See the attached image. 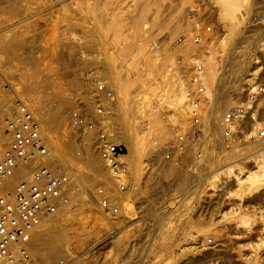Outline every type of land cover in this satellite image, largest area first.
<instances>
[{"label":"rangeland","instance_id":"rangeland-1","mask_svg":"<svg viewBox=\"0 0 264 264\" xmlns=\"http://www.w3.org/2000/svg\"><path fill=\"white\" fill-rule=\"evenodd\" d=\"M76 1L78 2L80 0H15V5L18 4L19 8L17 11L14 9L16 7H11V9H8V7H4L2 4L0 6L2 9H4V12H2L3 10L1 11L0 8V34L10 33L11 29L17 30V28V31H19V29L22 31L20 40L25 37V39L22 41L24 42L26 40L24 42L26 46L22 44L20 48L22 49L20 57L24 61H31V63L37 59L34 61L33 65L36 63L34 66H38L39 71L41 72H39L40 77L39 75L37 77L39 83L43 82V80L40 81L41 79H46V72L49 71L48 74H51L52 71L53 73L56 71V73H54L56 75L52 74V76L59 78L57 80L62 81L69 92L72 91L69 94L70 97L75 95L71 98V101L69 100L68 102L66 107L67 111L64 115L65 118L61 121L63 123L60 122L59 125L53 126L50 130V133L52 134L54 132L53 134L55 136H59V134L63 131H67L66 137H68L70 140L72 139L74 146H77L78 139L68 129L70 122V112L75 106L73 105L74 103L76 104L77 102L85 101L87 93L91 91L95 85L93 83V77L90 76L91 73L96 75L97 78H95V80H107V78L101 74L102 65L105 61L104 56H107L106 61L108 60L112 62L114 70L124 75V77L127 78L126 80H128L127 100L125 103L130 110H127L128 115L134 111V97L137 96V93L139 95L141 92L140 90L143 87V84H141V78H143L141 76L143 75V71L141 69L142 62L146 61L148 58L152 59L154 57L153 55L162 54L168 50L167 53L170 52L171 56L174 58L175 65H177L176 63H179V61L182 59L185 61L186 72L184 75L189 79V70L194 65L195 60L199 57V52L194 51L197 47L194 43H191L192 45L189 44L186 47H180L179 45L185 44V42L182 43L184 37H191L194 31L204 29L206 26H210L211 29L205 34L208 39L205 41L207 44L205 42L204 44L207 46L211 45L210 48L217 56L216 57L211 50L212 54L215 56L214 58L216 59V62L218 63H216V66H218V73H222L220 74V77L223 75V77H226L227 75L228 77L222 78L229 81L231 78V81L228 82L229 87L226 88V90L228 92L230 91V94L234 96L233 102L227 106H221L222 112L227 110L229 107H232L233 104L239 102L241 97H243V94H241L243 92L242 89L244 86H246L247 80L249 78L251 79L250 82H253L254 80L264 81L260 78V71L262 67H264V46L260 45L262 39L259 40V38L262 37L264 40V28L261 24V14L257 12L259 0H254L252 7L249 9L240 11V32H238V35L234 37V40H228V46L225 48L222 47L221 40L223 37H225V39L228 37L225 35L227 32V24L223 21L221 15L219 14L216 0H184V2H181L180 0H174L176 3L173 2L172 4L175 3V5L179 7L168 11H165L163 7L158 5L156 2L152 1L151 4L150 1L149 4L151 5L148 4V9L145 10L146 14L143 13L144 19L146 17L145 20H148V17H150L149 21H153V18H156V21L165 20V25L164 23H160V25L158 22H153L152 24L142 23L143 25H141L144 26L142 29L143 34L141 33L142 36L138 37L137 39V43H139L137 44V47H139L141 50L140 52L136 51L137 53L134 52L135 49L138 50L136 45L132 46V50L134 48V51L130 50L129 52L122 53V43L120 46H118V43L121 41L114 42L109 40L110 42H108L107 38H111V36L114 34V32L111 31L112 29L110 30L108 28L110 20L114 17V14L110 10L109 6V3L113 2V0H109V3L108 0H94V3L93 0H82L85 2L81 3L80 1L78 5ZM95 1L96 3L99 2L98 4H100L102 10L100 6L98 8V4H95ZM127 1L128 3H132V1L136 2L137 6L141 5L139 4L140 1H143L144 4L148 3L147 0H120V2L124 4H126ZM164 1L165 2L161 1L162 5L168 3V0ZM68 3H70L71 6L69 5L67 8ZM80 4H82V8H80ZM93 4L96 5L95 9ZM156 4L157 6L155 7ZM89 5L93 7L90 8ZM149 6L150 8H153V11L152 8L149 10ZM61 7H64L63 9L65 10H63ZM78 7L83 11L86 9L83 15L88 8L86 14L87 17L86 15H84V17L80 16V14L82 15V11L80 9L78 10ZM92 10L94 12L93 14ZM108 10H110L109 13ZM11 12L13 13L11 14ZM65 13L67 14L68 18L65 17ZM100 13H102V15H100ZM138 13L140 14L138 7L130 8V11L123 13L122 18H125L126 15L127 17L123 19V21L125 20L124 23L126 25L124 24L121 29H119V33L125 32L124 34L122 33V37L124 36L126 39L129 38L126 36L127 34L129 35V33H131V23H134L135 20L138 19ZM254 14L258 16L257 21H254L252 17ZM128 16L129 21L127 20ZM156 16L164 17L160 18ZM98 17L101 18V22ZM135 17H137V19ZM60 18H65L66 20L63 19L62 23ZM76 19H78V21ZM90 21L92 23H90ZM93 22H95L94 25ZM69 24L74 25L70 26ZM78 24H80V26ZM23 25H27V27H23ZM95 25H100L102 27L101 29L105 30V34L107 35H104L102 38H98V36L95 35L97 38L95 36L93 38V34L95 33L92 34L93 31L90 29H92V27ZM171 25H174L172 29ZM65 27L67 31L65 30ZM85 29L88 31L85 32ZM69 30L70 32H68ZM82 31H84V33ZM89 34H92V36ZM87 38L94 39V41L93 39L92 41L95 42V47L94 43L91 45V40L87 41L89 40ZM95 38L96 40L98 39V41H95ZM32 39H34V42ZM30 40L33 43H30ZM81 40L82 42H80ZM65 41L67 42L64 43ZM99 41L100 43H98ZM26 42H29L30 44ZM89 44L90 46H88ZM101 46L103 49H101ZM192 47L194 49H192ZM115 49H117L116 52ZM109 50L111 52H109ZM172 52H174V54ZM63 53L66 56L63 55ZM112 53L115 55V57L113 60H110L108 54ZM132 54L134 57H131ZM135 54L138 55L136 56ZM143 54L144 56H142ZM29 55H32L31 58ZM61 56H63L62 60H66V58H68V74L67 71L66 73H64L65 71H61ZM18 61L20 60H14L13 62L18 63ZM1 63L2 62H0V70L4 71L5 68L2 65L3 63ZM52 63H57L56 67H54ZM237 64L239 66H237ZM175 65L169 64L168 69H171L173 66L175 67ZM48 67L54 68L56 70L53 69L50 71ZM256 68L259 69L258 73L256 74L257 76L252 75V72ZM64 75L66 76V80H64ZM15 78L17 79L16 76H12L11 80L13 79L12 81L16 83L17 86H19ZM70 83H72L75 87L73 85L70 86ZM237 83H239L238 89H235V86H231L232 84L236 85ZM226 85L227 84H224L222 91L223 89L225 90ZM239 89L240 93L237 95L235 91ZM222 91L220 90V96H222ZM11 95H14V93H10V96ZM132 98L133 101L129 102L128 100H131ZM202 108H205V104L202 106ZM219 112L220 109L218 110V113ZM160 113V118L163 122H174L175 114H173V111L169 109L167 104H162ZM36 116L38 117L37 114ZM137 120L141 121V119ZM191 123L192 122L185 123V125L181 123L178 125V131H175V133L172 132L173 135L171 134L169 139L158 140L154 138L161 133V130L158 127L146 129L147 127L144 125L139 126L138 128H141V132L144 133L141 139L142 142L138 144L139 146L135 148L133 153L134 166L130 167L129 164L127 165L125 163L127 167V174L123 180L126 182V188L120 190L116 181L115 191L117 192V195H112L113 197L111 199V204L116 207L118 206L117 212L107 211V214H103L99 210L98 203L100 196L98 197L97 194V187L100 186L99 183L96 182L93 184V190L83 186L81 183L82 189L79 192L77 191L72 193L73 201L74 203H79L78 201H80V199L78 198V200H76L77 197H79V194H86V197L90 200L92 207L95 208L100 215V224L102 223V225H97L95 229L100 233L98 232V236L95 235L96 238L92 236L90 238L87 237L88 239H84L83 243H80L82 245L84 244L83 247L80 246L81 249L75 246L77 242L75 243V239L72 237H68L63 240L60 239V242L66 241L63 243L68 244L66 245V248H70L69 250L71 253L69 254L68 252L65 254L66 251L62 246L63 248H61L62 251H60V256L59 254L58 256L56 255L57 257L50 254V257L53 256L54 259H52L53 257L51 259H46V256L43 257L44 254L41 252L42 247L45 246L43 239L35 241V243L29 242L28 244L30 245L33 243L31 246H29V251L30 253L32 252V256L35 254L33 259L37 261L36 263L43 264L44 262L55 261L61 258H69L79 255L80 258L84 257L82 258L84 260H86V258L89 259V257L93 258L95 256V258L98 260L97 262L100 261V263H102L103 261L107 260L106 262L108 264H245V258L250 256V254L252 255L254 252L253 254L256 258L255 264H264V221L261 219L264 218V187L261 188L264 185H261V189H258L257 192H246L244 199L240 200L238 197V190L230 183V177H226L225 175L221 177L223 185H218V183H210V179L208 181H203L204 179L199 181H203L202 184L198 182V180L204 176L207 177L210 175L212 169L214 170V168L226 163H241L240 161H243L244 163L240 165L243 167V173L246 172L250 163V161H248L250 156H245L247 153L254 150V148L251 146V149H245L239 151L238 155H232L231 152H233V147L231 146L230 142L226 140V138H222L221 141L219 140V136L217 134H211V132H208L207 134L199 129L198 134L194 135L192 138L186 139L189 143L187 147L185 144V150L183 149L180 153H173L171 160L166 159L164 155L167 149L170 147V144L177 140L179 134L187 133L188 127ZM139 129H136V131H139ZM238 130V127H236V136L232 138V141L234 142H237L236 140H240L239 144L236 146V150L239 149V147H244L245 145L251 144V142H249L251 140L245 139ZM245 141H248V143ZM152 142L156 143L154 148H152ZM119 144L123 146L124 151L126 152L127 150L124 143L119 142ZM94 150L96 149L94 148ZM35 166L36 165H33L30 170ZM59 166L62 170L65 168L74 169L75 167L74 165V167L70 168L65 164H60ZM16 179V181L12 180V182L16 183L21 178L18 179L17 177ZM155 181L156 184L154 186H156V188L153 186V190L155 191L150 194L146 189L147 185H150V183L152 184V182ZM15 183H13L12 186H14ZM252 194H256L255 197ZM174 197L178 200L175 207L165 212L158 210L159 206L163 202L172 200ZM75 206L77 205H73L72 207ZM242 217L249 219V223H243L241 221ZM114 232L117 233L115 234ZM117 235H120V237L122 236V238L117 237ZM112 236L116 237L114 238ZM37 242H41V244H38ZM255 243L258 245V247ZM149 244L151 245L149 246ZM33 245L36 247H32ZM189 245H191L192 248L189 250H184L183 247H187ZM88 246L92 247L89 248ZM39 247L40 251H38L39 249H36Z\"/></svg>","mask_w":264,"mask_h":264},{"label":"bare ground","instance_id":"bare-ground-1","mask_svg":"<svg viewBox=\"0 0 264 264\" xmlns=\"http://www.w3.org/2000/svg\"><path fill=\"white\" fill-rule=\"evenodd\" d=\"M80 1H81V3L85 2L82 0H80ZM80 1H78V2L76 1L77 5H78V3H80ZM96 1H102V0H96ZM96 1H95V4H98L99 2L96 3ZM147 1H148V3L146 2L147 4H144L143 1H140L139 4H141V5L137 6V3L133 2V1H132V3H128V1H127V3L125 2L126 4H124V3L120 2V0L119 1L113 0V2H110V3L108 0L110 10L114 14V17L110 20V24H109L108 28L110 30L112 29L111 31H113L114 34H113V36H111V38H107V39H108V42H110L109 40L114 41V42L115 41H121L120 43H118L119 44L118 46H120L122 43V46H121V52L122 53L129 52L130 50H132V46H134V45H136V47H137V44H139V43H137V39H138V37H141L143 34L142 29L144 26H142V25L144 23L145 24L146 23L152 24L153 22H158V24H160V23L165 22V20L156 21V18H153V21L150 20L151 21L150 22L149 21L150 17H148V20H145L146 17L144 19L143 13H145V10L148 9V4L150 3V1H151V4L153 1V2H156L158 5H161V7H163V9L165 11L166 10L167 11L172 10V9L174 10L175 8L179 7V6L175 5L176 2L174 0H168V3L166 2L167 4H164V5H162V3H161V1L165 2L164 0H147ZM180 1L184 2V0L183 1L180 0ZM216 1H217L218 9H219V14L221 15V18L223 19V21L226 22V24H227V26H226L227 32L225 35H227L228 37H227V39H225V37H223V39L221 40V42H222L221 45L223 48H225L228 46V40H234V37H236V35H238V32H240L239 31L240 30L239 24L241 22L240 11L241 10L245 11V9L247 10L250 7H252L254 0H216ZM58 2H60V1H58ZM173 2H175V3L172 4ZM17 3H19V2H17ZM93 3H94V0H93ZM105 3H107V2H105ZM180 3H177V4H180ZM1 4L4 7H8V9L9 8L11 9V7H13V8L16 7V8H14V9H16L15 11H17V9H19L18 4L15 5V0H0V6H1ZM151 4H149V5H151ZM157 4L155 5V7L157 6ZM69 5H70V3H68L67 8L69 7ZM81 5L82 4H80V6ZM83 5H86V4H83ZM102 5H103V3H102ZM62 6H64V5H62ZM95 6L96 5H94V9H95ZM99 6H100V4H98V8H99ZM50 7H52V6H50ZM54 7H56V6H54ZM92 7L90 6V8H92ZM137 7L139 9L140 14L138 13L139 14L138 19H137V17H135L137 20H135L134 23L129 22L132 24L130 26L131 33H129V35L127 34V36L126 35L125 36L129 37L130 39L129 38L126 39L124 36L123 37L121 36L123 32L119 33V29H121V27L125 24L124 23L125 20L123 21V19H125L127 17V15H126L125 18H122L123 13L126 11H130V8H137ZM61 8L63 9L64 7H61ZM70 8H72V7H70ZM80 8H82V6ZM80 8L78 7V10ZM100 8L102 10L101 6H100ZM104 8H106V7H104ZM151 8L149 6V10ZM257 8H258L257 12H259L261 14L260 15L262 17L261 24L264 28V4L257 6ZM63 10H65V9H63ZM110 10H108V13L110 12ZM1 11L4 12V9L1 8ZM10 11H12V10H10ZM73 11H74V9H73ZM81 11H82V15L80 14V16L84 17V15L87 14L88 8H87V11L85 12L84 15H83L84 11L83 10H81ZM135 11H136V9H135ZM152 11H153V8H152ZM154 11H155V9H154ZM6 13H5V15H6ZM12 13L13 12H11V14ZM66 13L64 14V15H66L65 17H67ZM93 13L94 12L92 10V14ZM100 15H102V13H100ZM133 15H131V16H133ZM86 17H87V15H86ZM100 17H98V18L100 19V22H101ZM111 17H112V14H111ZM156 17H160V16H156ZM162 17H164V16H162ZM162 17H160V18H162ZM60 19L62 22V20L65 18H63V19L60 18ZM128 19H129V16H128L127 20ZM76 20L78 21V19H76ZM71 21H73V20H71ZM128 21H127V23H128ZM133 21H134V19H133ZM186 21H187V19H186ZM90 23H92V22L90 21ZM94 23L95 22H93V25H94ZM176 23H177V21H176ZM22 24H24V23H22ZM105 24H103V25H105ZM67 25H68V23H67ZM73 25H70V26H73ZM78 25L80 26V24H78ZM164 25H165V23H164ZM164 25H162V26H164ZM176 25H178V24H176ZM24 26L27 27V25H23V27ZM173 26L171 25V29ZM157 27H158V25H157ZM70 28H67V29H70ZM90 28H91V26H90ZM101 28L102 27L100 25H95L92 27V29H90L93 31L92 34L95 33V34H93V38L95 35L98 36V38H102V37H104V35H107V34H105V30H102ZM125 28H123V29L126 30ZM17 30H18V28H17ZM17 30L11 29L10 33L0 34V62L3 63V64L2 63L1 64L5 68L4 71L0 70V75H1L0 79H1L2 85L4 87L3 88V95L4 96H10V93H14V96L18 100H22L33 113L35 112L38 115V119L40 120L42 127L48 136L50 149L52 148L46 156L47 162L52 167H57L60 164H62V165L65 164L71 168V167H74V165H75L74 169L73 168H71V169H73L72 171H74V173L78 176L79 183L80 184L82 183L83 186H86L87 188H89L91 190H93V184L94 183H96V182L99 183L100 187L103 190L102 195L109 202V208L107 209V211L111 212L110 210L113 208V206L111 204V202H112L111 199L113 197L112 195L113 194L117 195L116 194L117 192L115 191L116 179L111 175L109 170L104 165V162L101 159L98 151L94 150V148H93L94 134L92 132H89L87 135H83V139L78 140L77 146L76 145L74 146L72 139L70 140V139H68V137H66L67 131H63L60 134L58 133L59 136H57V135L55 136L53 134L54 132L52 134L50 133L51 128L53 126L59 125L60 122L65 118L64 115H65V112L67 111L66 107L68 105V102H69V100L71 101V98L75 95L70 97L69 94L72 91L69 92V90L66 89L67 87H65V84H63L62 81L57 80L59 78L52 76V74L56 73V71H54V73L52 71L54 68L48 67L49 70L52 71V73L48 74L49 71L46 72V75H47L45 77L46 79L45 80L41 79L40 81L43 80V82L39 83L37 77H38L40 71H39L38 66L37 67L34 66L36 63L33 65L34 61L37 59H35L33 61V63H31V61L30 62H27V60L24 61L20 57V54L22 52V49H20V48H21L22 44H24L26 46V44L24 43L26 40L24 42L22 41L23 39H25V37H23V39L21 37L22 40H20V36H21L22 31H20V29H19V31H17ZM65 30H66V27H65ZM70 30H72V29H70ZM70 30L68 32H70ZM128 30H129V28H128ZM201 30L203 31L204 29H201ZM23 31H24V29H23ZM86 31H88V30L85 29V32ZM4 32H6V31H4ZM82 32L84 33V31H82ZM73 33H74V31H73ZM92 34H89V35L92 36ZM71 35H73V34H71ZM168 36H169V34H168ZM33 38H35V37H33ZM93 38H87L89 40H87V39L86 40L92 41ZM96 38H95V41H98V39L96 40ZM73 39H74V37H73ZM207 39L206 40L203 39V41L205 42V41H207ZM260 39H262V41L260 42V45L264 46L263 38L261 37V38H259V40ZM33 40L34 39H32V41ZM32 41L30 40V43ZM93 41H94V39H93ZM93 41H92L91 45H93V43H94V47H95V42H93ZM58 42H56V43H58ZM66 42L67 41H65L64 43H66ZM80 42H82V40ZM184 42H185V44H181L179 46L180 47H186L189 44L192 45L191 43H194L197 46V47L195 46L196 48L194 50L196 52H199L198 53L199 57L196 59V62L200 63L202 66L201 82H202L204 89H205V91L203 93V97H202V106H204V104H205V108L203 109L201 106V108H202L200 111L201 122L198 125V128L207 134H208V132H211V134H217L219 136V140H221L222 138H224L222 135V129L223 128L221 125L222 113L224 111L222 112L221 106L229 105L230 103L233 102V98H234V96H232V94H230V91L228 92L226 90V88L229 87L228 82L231 81V78L229 81V80L223 79V78L228 77L227 75H226V77H223L224 75L220 77V74H222V73H220V72L218 73V68H217L218 66H216L217 62H216V59L214 58L216 56V54L210 48V46H211L210 44H209L210 46H207L203 42L201 45H198L192 40V36L185 38L182 43H184ZM26 43L30 44L29 42H26ZM64 43H63V45H64ZM83 43H85V42H83ZM98 43H100V41ZM28 44H27V46H28ZM88 46H90V44ZM67 47H66V49H67ZM98 47H100V46H98ZM42 48H44V47H42ZM137 48H138V50L135 49V51H134V48H133L132 51L140 52L141 49L139 47H137ZM101 49H103V47ZM186 49H188V48H186ZM192 49H194V48L192 47ZM211 50L213 51L215 56L212 54ZM68 51H69V49H68ZM116 51H117V49H115V52ZM167 51L168 50H166V52L165 53L163 52L162 54H156L155 53L156 55H153L154 57L152 56L153 57L152 59L148 58V59H146V61L142 62V66H141L142 68L140 67L143 71V75H141L143 77V78H141V80H142L141 84H143L142 86L144 88L141 86L142 87V89L140 90L141 92L139 93V95L137 93V96L134 97V104H133L134 105V111L131 110L132 112L130 115H128V113H127V110H129V109H128V106H126V104H125L126 100H127V85H128V80H126L127 78L124 77V75L118 73V71L114 70V68H113L114 66H113L112 62H110L108 60L106 61L107 56H104L105 57L104 62L102 61L104 59L101 60L103 62V65L101 64L102 65V73L101 74H103L104 77L107 78V80L105 81L106 85L108 87H110L114 93V101L112 103L111 113L109 115V122H110L109 131L111 133V140L114 142H117V143H119V142L124 143L127 151L122 154L121 159L127 165L129 164L130 167L134 166L133 153L135 151V148H137L139 146L138 144L140 142H142L141 139H142V136L144 133V132L143 133L141 132V130H140L141 128L140 129L138 128L139 126L144 125L147 127V128L145 127L146 129L158 127L161 130V133L154 138L157 140L158 139H169L172 132L175 133V131H178V129H179L178 125H180L181 123H183V125H185V123H189L192 121L193 92H192V86L189 83V79L184 75V73L186 72V67H185L186 63L182 59L181 61H179V63L177 61H175V62H177L176 63L177 65H175L174 64V58L171 56L170 52L167 53ZM73 52H70V53H73ZM109 52H111V51L109 50ZM134 52H131V53H134ZM100 53H101V51H100ZM172 53L174 54V52H172ZM63 55H65V54L63 53ZM31 56H30V58H31ZM132 56L134 57L133 54L131 55V57ZM142 56H144V54ZM3 57H4V59H3ZM67 57H69V56H67ZM108 57L110 58V60H113L115 55L113 53L108 54ZM62 58H63V56H61V63H60L61 64V66H60L61 71H63V72L65 71L64 73H66V71L69 69L68 68L69 62L67 61L68 58H66V60L65 59L62 60ZM14 60H20V61H18V63L17 62L14 63L13 62ZM32 60H33V57H32ZM62 61H63V64H62ZM140 63H141V61H140ZM40 64H41V62H40ZM169 64L175 65V67L173 66L171 69H168ZM52 65H54V67H56L57 63L56 64L52 63ZM52 65H50V66H52ZM84 66H85V64H84ZM233 66H234V64H233ZM237 66H239V65L237 64ZM136 67H137V65H136ZM43 68H44V66H43ZM48 68H46V69H48ZM140 68H138V69H140ZM54 70H56V69H54ZM258 70L259 69L256 68L252 72L253 73L252 75H256L258 73ZM68 71H67V74H68ZM260 73H261L260 78L262 80H264V67H262ZM54 75H56V74H54ZM12 76L17 77V79L16 78L15 79L17 80V83L19 84V86H17V84L12 81L13 79L11 80ZM90 76L93 77L92 78L94 81L93 83L95 84V81H97V80H95V78H97L96 75L94 73H91ZM39 77H40V75H39ZM64 80H66V76H65ZM250 80L251 79L249 78L247 80V82H250ZM224 84H227V85L225 86V90L223 89V91H222V88H224ZM72 85L73 84L70 83V86H72ZM231 86H235V89H238L239 83H237L236 85L232 84ZM138 89H140V88H138ZM220 90L222 91V96L219 95ZM75 91H77V90H75ZM239 91H240V89L235 91L237 95H238V93H240ZM138 92H139V90H138ZM20 94H21V96H20ZM128 101L129 102L133 101V98L131 100H128ZM48 103H50V104H48ZM82 103L84 104V106L90 107L91 102L89 101L88 97H86L85 101H83ZM163 103L167 104L169 109L173 111V114H175V119H174L173 123H169L166 121L163 122L162 119L160 118V116H161L160 110H161ZM69 104H71V103H69ZM128 104H130V103H128ZM73 105H75V103ZM233 105H235V104H233ZM219 109H220V112L218 113ZM137 119H141V121H138ZM61 123H63V122H61ZM175 125H177V126H175ZM248 125L254 131L258 126V122H250V123H248ZM144 126H142V127H144ZM136 129H139V131H136ZM60 130H62V129H60ZM56 133H57V131H56ZM68 133H70V132H68ZM149 135H150V133H149ZM232 140L233 139H229V141H228V142H230L231 146L233 147V152H231L232 155H238L239 151H242L245 149H251L250 148L251 146L254 148V150L247 153V155L245 156V157L250 156L249 157L250 159L248 160V161H250V163L248 165V169L246 170V172L243 173V169H242L243 167L240 165V164L244 163L243 161H240L241 163H226L224 165H220V166L214 168V170L212 169L210 175H208L207 177L204 176L203 178L199 179L198 182L203 180V179H204L203 181H205V180L208 181L210 179V181H209L210 183H218V185L219 184L223 185L222 184L223 181L221 180L222 179L221 177L223 175H225L226 177H230V181H231L230 183L238 190L239 199L243 200L246 192H249V191L257 192L258 189H261L264 187V186L261 187V185H264V138L263 139H256V138L252 139L251 141H249V142H251L250 145H245L244 147H239V149H237V150H236V146L239 144L240 140H236L237 142H234ZM245 142L248 143V141H245ZM188 143L189 142L186 140L185 141L186 147L188 146ZM155 146H156V143L152 142V148H154ZM186 147L184 146V150ZM218 158H220V157H218ZM198 159H197V161H198ZM37 164H38L37 162H31V163L20 164L18 167H16L14 174L3 185L0 186V193H2L3 191H5L7 189H12V187H13L12 185H13V183H15V182H12V180L16 181L17 177H18V179L24 178L30 172V168L33 165H37ZM202 182H199V183L202 184ZM155 184H156V181L152 182V184L150 183V185H147L146 189L150 194H152L153 191H155V190H153V186ZM82 185H81V189H82ZM154 187L156 188V186H154ZM80 194H79V197H77V199H76V200H78V198L80 199V201H78L79 203H74L73 196L71 193V200L66 202L65 204H63L56 213L45 218L40 224H38L35 227L34 231L32 232L30 240L28 241V243L29 242L35 243V241H39L40 239H43L44 242L43 241L42 242L45 244V246H43V247L41 246L42 247L41 252H43L42 254H44L43 257L46 256L45 257L46 259H51L53 257V256L50 257V254L54 255V256H56V255L58 256V254H59V256H60V251H62L61 248H63V247H64L63 249H65V251H66L65 254H67L68 252H69V254L71 253V251L69 250L70 248H66V245H68V244H64L66 241L65 242L63 241L64 242L63 243V242H60V239L63 240L65 238L72 237L75 239V243L76 242L79 243V244L76 243L79 246H77L76 244H75V246L80 248V246L83 247V245H84V244L83 245L80 244V243H83L84 239H88L92 236H94L96 238V236H98L99 231H97L95 229H96L97 225H100V226L102 225V223L100 224V221H101L100 215L98 214V211H96V209L92 207L90 200L86 197V194L85 193H80ZM255 195H253V196L255 197ZM98 197H99V194H98ZM73 205H77V206L72 207ZM98 206H99V203H98ZM117 208H118V206H117ZM99 210L103 214H107V211L104 212L100 207H99ZM226 213H229V212H226ZM261 219H262V221H264V218H261ZM241 221L245 224L249 223L248 222L249 219H245L244 217L241 218ZM100 226H98V227H100ZM105 237H106V235H105ZM112 237H114V236H112ZM117 237H120V235H117ZM120 238H122V236ZM28 243H27V248L30 250L29 246H31L33 243L31 245ZM37 243L41 244V242H37ZM34 245H37V244H34ZM34 245L32 247H34ZM150 245L151 244H149V246ZM256 246L258 247L257 244H256ZM91 247H89V248H91ZM183 248H184V250H189L192 247H191V245H189V246L183 247ZM36 249H39L38 251H40V247L36 248ZM253 253H252V255L250 254V256H247L245 258L246 259L245 264H255L256 258H255ZM34 256H35V254H33L32 258H34ZM73 257L83 261L85 264H108L106 262L107 260L103 261L102 263H100V261L97 262L98 260L95 258V256L94 257L92 256L93 258L89 257V259L86 258V260L82 259L84 257L80 258L79 255H76ZM52 259H54V257ZM34 262L36 264L37 261L34 260Z\"/></svg>","mask_w":264,"mask_h":264},{"label":"built area","instance_id":"built-area-1","mask_svg":"<svg viewBox=\"0 0 264 264\" xmlns=\"http://www.w3.org/2000/svg\"><path fill=\"white\" fill-rule=\"evenodd\" d=\"M262 4L264 0H259L258 6ZM252 17L257 21L256 14ZM210 29V26H206L203 31H194L192 40L201 45L203 39H207L205 33ZM201 72L202 66L195 60L188 73L193 92L192 123L187 133L179 134L177 140L170 144L164 155L166 159L171 160L173 153H180L184 149L186 138L198 134L205 91ZM3 88L0 79V186L14 174L20 164H38L27 176L18 180L12 189L0 193V264H35L27 248L32 232L45 218L70 201L71 193L79 191L81 184L71 169L62 170L60 166L52 167L47 162L50 144L40 120L22 100H18L14 95L4 96ZM242 91L243 97L239 102L222 114V135L229 141L236 136L235 128L238 127L245 139H263L264 81L247 82ZM87 97L91 102V110L82 102H77L70 112L68 127L78 140L83 139V135L89 132L94 134L93 148L98 151L120 190H123L126 188L123 178L127 174V167L121 157L125 151L121 144L111 140L109 131V115L114 93L105 81L97 80ZM250 122H258L254 131L248 125ZM97 193L100 196L99 207L106 212L109 202L102 195L100 186L97 187ZM177 202L174 197L163 202L158 210L168 211L175 207ZM112 206L110 211L117 212L118 208ZM43 264L85 263L77 258L67 257Z\"/></svg>","mask_w":264,"mask_h":264}]
</instances>
